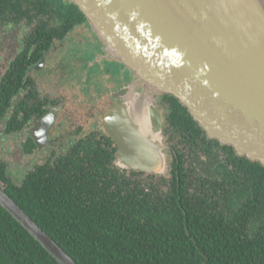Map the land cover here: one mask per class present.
Here are the masks:
<instances>
[{"label": "trees", "instance_id": "obj_1", "mask_svg": "<svg viewBox=\"0 0 264 264\" xmlns=\"http://www.w3.org/2000/svg\"><path fill=\"white\" fill-rule=\"evenodd\" d=\"M63 2L0 0L1 24L42 23L30 34L43 46L33 50L32 64L39 60L38 52L50 46L44 38L61 34L46 32L45 20L85 19L70 0L71 7L61 9ZM19 89L2 85L0 123ZM21 110L22 105L18 115ZM103 157L97 148L88 147L83 156L71 154L23 179H12L0 162V186L79 264H264L260 162L248 161L249 186L224 195H217L218 189L212 196L199 190L189 193L182 173L180 179L175 176L168 194L131 190L127 182L123 195L114 188L115 179H104L108 171ZM0 264L59 263L0 205Z\"/></svg>", "mask_w": 264, "mask_h": 264}, {"label": "water", "instance_id": "obj_2", "mask_svg": "<svg viewBox=\"0 0 264 264\" xmlns=\"http://www.w3.org/2000/svg\"><path fill=\"white\" fill-rule=\"evenodd\" d=\"M70 1L144 84L179 99L210 139L264 166V0ZM120 95L102 122L117 165L166 176L162 112L146 88ZM0 205L59 264H79L1 186Z\"/></svg>", "mask_w": 264, "mask_h": 264}, {"label": "flooded vegetation", "instance_id": "obj_3", "mask_svg": "<svg viewBox=\"0 0 264 264\" xmlns=\"http://www.w3.org/2000/svg\"><path fill=\"white\" fill-rule=\"evenodd\" d=\"M67 1L60 5L61 9L71 7ZM84 17L77 20L73 17L71 21L45 20L46 32L52 29L61 34L44 38L50 46L38 52L40 57L34 64L33 50L43 46L34 43L36 38L30 34L42 23H23L20 26L24 33L19 37L16 52L6 62L0 59V89L5 82L11 83L12 88L20 85L0 123L3 141L0 162L7 165L9 176L23 179L39 167H54L71 154L83 156L92 147L104 155L108 171L104 179H115L114 188L122 189L123 195L127 182L131 190L139 187L147 193L168 194L175 184V176L180 179L181 173L189 193L199 190L212 196L218 189L217 195H224L228 190L235 192L237 188L249 186L252 182L246 170L250 173L252 165L248 161L253 163V160L239 155L233 146L210 139L175 96L144 84L135 72L108 52ZM17 70L22 77L16 76ZM69 84L77 88L74 101L65 94ZM128 87L136 92L146 88L163 114L162 135L170 166L166 176L117 165L118 146L102 122L123 103L120 93ZM69 105L76 111L70 113ZM35 135L46 136L37 140Z\"/></svg>", "mask_w": 264, "mask_h": 264}, {"label": "rangeland", "instance_id": "obj_4", "mask_svg": "<svg viewBox=\"0 0 264 264\" xmlns=\"http://www.w3.org/2000/svg\"><path fill=\"white\" fill-rule=\"evenodd\" d=\"M20 25H14L11 27L0 23V59H4V62H6L8 57H12L13 53L16 52L17 48L19 47V37L24 33ZM76 52L79 51L77 50ZM63 79H65V77ZM74 86L75 84H69V86H66L64 89L67 97L69 96L70 100L73 101L76 98L74 92L77 90V88ZM89 91L91 90L89 89ZM69 109L70 113L76 111L75 109L71 108L70 105ZM2 142V137L0 136V158L2 153ZM11 170L13 171V169Z\"/></svg>", "mask_w": 264, "mask_h": 264}]
</instances>
